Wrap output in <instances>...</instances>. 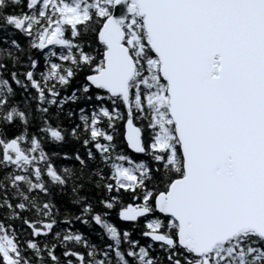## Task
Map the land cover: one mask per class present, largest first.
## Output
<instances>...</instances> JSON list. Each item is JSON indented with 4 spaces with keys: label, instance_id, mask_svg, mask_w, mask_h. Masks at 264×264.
I'll list each match as a JSON object with an SVG mask.
<instances>
[{
    "label": "snow or ice",
    "instance_id": "1",
    "mask_svg": "<svg viewBox=\"0 0 264 264\" xmlns=\"http://www.w3.org/2000/svg\"><path fill=\"white\" fill-rule=\"evenodd\" d=\"M0 264H264V0H0Z\"/></svg>",
    "mask_w": 264,
    "mask_h": 264
}]
</instances>
